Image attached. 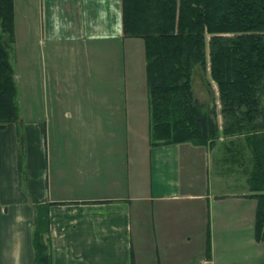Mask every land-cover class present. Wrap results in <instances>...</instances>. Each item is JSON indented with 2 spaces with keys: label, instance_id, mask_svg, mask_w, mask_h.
Wrapping results in <instances>:
<instances>
[{
  "label": "crops",
  "instance_id": "crops-1",
  "mask_svg": "<svg viewBox=\"0 0 264 264\" xmlns=\"http://www.w3.org/2000/svg\"><path fill=\"white\" fill-rule=\"evenodd\" d=\"M39 9L29 53L40 63V95L50 96L45 106L60 95L74 103L61 120L27 107L21 126L0 129V264H33L37 208L52 264L259 262L260 251H247L264 242L255 239L241 139L150 146L148 114L129 133L128 106L148 109V100L121 0H39ZM31 64L28 56L25 85L36 94Z\"/></svg>",
  "mask_w": 264,
  "mask_h": 264
},
{
  "label": "trees",
  "instance_id": "trees-1",
  "mask_svg": "<svg viewBox=\"0 0 264 264\" xmlns=\"http://www.w3.org/2000/svg\"><path fill=\"white\" fill-rule=\"evenodd\" d=\"M13 12V0H0V129L20 119ZM121 15L123 36L143 50L149 145L241 139L251 161L255 239L264 242V0H121ZM36 214L33 264H52L47 221Z\"/></svg>",
  "mask_w": 264,
  "mask_h": 264
},
{
  "label": "rangeland",
  "instance_id": "rangeland-1",
  "mask_svg": "<svg viewBox=\"0 0 264 264\" xmlns=\"http://www.w3.org/2000/svg\"><path fill=\"white\" fill-rule=\"evenodd\" d=\"M38 22L40 23L39 0H15L14 32H15L16 46L15 49L12 51L10 60L13 69L15 71V77H16L18 106L20 113V119L18 124L20 126L22 125L23 114L26 113L25 108L27 107H28L27 111L29 109H33L34 114H37L36 116L42 114L41 111H44L45 109H49V112H51L54 115H58L57 119L61 120L63 118L62 116L63 111L64 110L72 111V107H73L72 105L74 103L73 96L60 95V102H58L59 106L57 105V103L51 104L49 106L44 105L50 96L40 95V87L38 88L40 83L39 75L41 73L40 63L38 64L35 61L34 52L29 53V50L33 49V42H36L37 40V33L35 35L31 28L37 27L39 25ZM11 45L13 48V39ZM142 51L143 50L141 49V47H138L133 54L134 56H141V55L143 56ZM129 54H130V50H129ZM28 56H31L32 58L31 72L34 74V81H35L34 84H36V92H37L36 94H33L34 91L32 92L30 88L28 91V88L25 85V79L28 73L26 68ZM212 88H214L213 91L217 95V89L214 83H212ZM131 97L129 96L130 101L133 99V97L132 98ZM138 98H141V96H138ZM219 107L220 106L218 104L216 107L217 115H219ZM147 110L148 109L146 105L128 106L127 124H128L129 133L135 129H140L144 127L147 114L149 115ZM217 121L219 126H221L220 116H217ZM218 148H219L218 151L219 155L217 156H221V152H223L222 146L218 145ZM223 156H225L224 152H223ZM140 167L142 168V165H140ZM235 167L238 168V166ZM255 246L257 247V249L256 247H251L247 251H249L250 253L251 251L252 253L256 252V250L260 251L259 256L262 255L263 256L261 258H258L259 260H256L259 262H253V263L261 264L264 262V243H257Z\"/></svg>",
  "mask_w": 264,
  "mask_h": 264
},
{
  "label": "water",
  "instance_id": "water-1",
  "mask_svg": "<svg viewBox=\"0 0 264 264\" xmlns=\"http://www.w3.org/2000/svg\"><path fill=\"white\" fill-rule=\"evenodd\" d=\"M4 42L6 43V39H4ZM21 139H22V136H21Z\"/></svg>",
  "mask_w": 264,
  "mask_h": 264
}]
</instances>
